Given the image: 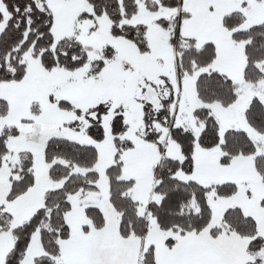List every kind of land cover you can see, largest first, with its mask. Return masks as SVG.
<instances>
[{"label":"snow or ice","instance_id":"obj_1","mask_svg":"<svg viewBox=\"0 0 264 264\" xmlns=\"http://www.w3.org/2000/svg\"><path fill=\"white\" fill-rule=\"evenodd\" d=\"M0 264H264V0H0Z\"/></svg>","mask_w":264,"mask_h":264}]
</instances>
